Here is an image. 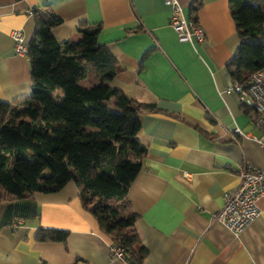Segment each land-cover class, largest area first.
<instances>
[{"label":"crops","instance_id":"obj_1","mask_svg":"<svg viewBox=\"0 0 264 264\" xmlns=\"http://www.w3.org/2000/svg\"><path fill=\"white\" fill-rule=\"evenodd\" d=\"M178 1L190 20L192 0ZM229 5L202 0L196 20L205 37L190 43L178 39L163 0H0V101L31 92L28 58L14 53L11 32L20 30L27 44L33 11L51 8L62 20L52 28L59 42L77 39L80 23L99 24L97 41L118 67L106 83L155 105L138 114L134 137L145 153L125 195L147 251L138 264H264L263 199L259 215L237 236L213 218L222 192L238 185L239 167L264 168V150L252 137L260 135L255 111L227 90L233 79L226 65L239 42ZM80 202L74 181L1 201L0 264H130L110 258V237ZM15 218L23 224L12 229ZM40 228L68 235L63 242L38 241Z\"/></svg>","mask_w":264,"mask_h":264},{"label":"trees","instance_id":"obj_2","mask_svg":"<svg viewBox=\"0 0 264 264\" xmlns=\"http://www.w3.org/2000/svg\"><path fill=\"white\" fill-rule=\"evenodd\" d=\"M201 4L192 0L189 6L193 22ZM229 6L239 42L226 69L241 82L264 69V0H230ZM32 14L35 29L26 52L30 95L13 103L0 101V202L74 181L80 203L111 245L123 249L125 261L138 264L147 251L132 227L137 214L125 195L145 153L134 137L138 114L155 105L130 99L106 83L118 67L97 41L99 24L80 23L77 39L59 42L52 28L61 18L51 8ZM88 64L103 82L83 87L79 81ZM110 98L116 110L106 105ZM67 235L66 230L40 228L35 238L63 242Z\"/></svg>","mask_w":264,"mask_h":264},{"label":"built area","instance_id":"obj_3","mask_svg":"<svg viewBox=\"0 0 264 264\" xmlns=\"http://www.w3.org/2000/svg\"><path fill=\"white\" fill-rule=\"evenodd\" d=\"M171 12L170 26L178 35L180 41L192 43L194 40L203 41L205 33L202 27L192 20H186L178 0H163ZM14 43V53L27 56L28 47L23 40L20 30L11 32ZM227 90H232L239 102L255 111L253 125L258 128L260 135L253 137L264 150V71L258 70L241 82L232 81ZM234 133L242 135L238 128ZM239 183L234 188L225 190L220 196L222 205L213 215L216 223H221L231 235L237 236L260 213L259 201L264 200V168L241 166L237 170ZM23 224L22 218H15L11 224L12 229H17ZM123 249L117 245L109 246V256L113 260L125 261Z\"/></svg>","mask_w":264,"mask_h":264},{"label":"rangeland","instance_id":"obj_4","mask_svg":"<svg viewBox=\"0 0 264 264\" xmlns=\"http://www.w3.org/2000/svg\"><path fill=\"white\" fill-rule=\"evenodd\" d=\"M86 77L82 80L79 81V83L84 87H89L90 84L92 85V83H94V81L97 79L92 72V68L91 65L88 64L87 65V74L85 75ZM97 83V82H95ZM106 105L109 107V109H113V105L111 102H106ZM113 199V198H112ZM114 200V199H113Z\"/></svg>","mask_w":264,"mask_h":264},{"label":"water","instance_id":"obj_5","mask_svg":"<svg viewBox=\"0 0 264 264\" xmlns=\"http://www.w3.org/2000/svg\"><path fill=\"white\" fill-rule=\"evenodd\" d=\"M131 264H134V263H131Z\"/></svg>","mask_w":264,"mask_h":264}]
</instances>
